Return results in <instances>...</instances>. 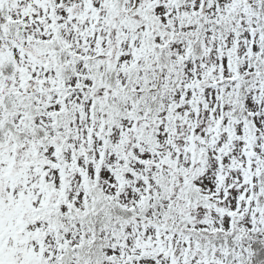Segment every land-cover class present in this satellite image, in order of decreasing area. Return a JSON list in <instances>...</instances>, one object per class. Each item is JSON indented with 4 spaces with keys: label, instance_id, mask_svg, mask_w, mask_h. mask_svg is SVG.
Returning <instances> with one entry per match:
<instances>
[{
    "label": "snow or ice",
    "instance_id": "obj_1",
    "mask_svg": "<svg viewBox=\"0 0 264 264\" xmlns=\"http://www.w3.org/2000/svg\"><path fill=\"white\" fill-rule=\"evenodd\" d=\"M0 264H264V0H0Z\"/></svg>",
    "mask_w": 264,
    "mask_h": 264
}]
</instances>
